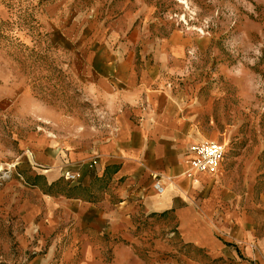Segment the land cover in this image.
<instances>
[{
    "label": "crops",
    "instance_id": "crops-1",
    "mask_svg": "<svg viewBox=\"0 0 264 264\" xmlns=\"http://www.w3.org/2000/svg\"><path fill=\"white\" fill-rule=\"evenodd\" d=\"M46 1L51 99L0 80V162L15 161L29 187H5L26 198L21 239L44 247L42 264H264L256 159L228 169L222 160L210 173L191 166L190 148L217 137L199 130L186 114L194 101L175 87L180 36L150 56L131 22L90 33L80 16L62 24V0ZM65 173L78 176L69 196L59 191Z\"/></svg>",
    "mask_w": 264,
    "mask_h": 264
},
{
    "label": "rangeland",
    "instance_id": "rangeland-1",
    "mask_svg": "<svg viewBox=\"0 0 264 264\" xmlns=\"http://www.w3.org/2000/svg\"><path fill=\"white\" fill-rule=\"evenodd\" d=\"M49 4L0 0V80L8 78L43 101L51 99L50 75L57 72L47 60L51 30L41 23ZM59 13L63 25L79 16L86 19L90 33L131 22V31L152 49L150 56L163 53L160 44L172 35L180 36L186 54L173 78L186 101L195 103L186 114H193L203 134L217 137L211 141L224 140L226 169L228 160L253 157L258 173H264V0H62ZM9 160L0 162V264H42L44 247L21 239L26 198L15 186L11 193L5 190L10 181L29 188ZM64 176L59 191L69 196ZM59 262L57 256L52 264Z\"/></svg>",
    "mask_w": 264,
    "mask_h": 264
},
{
    "label": "built area",
    "instance_id": "built-area-1",
    "mask_svg": "<svg viewBox=\"0 0 264 264\" xmlns=\"http://www.w3.org/2000/svg\"><path fill=\"white\" fill-rule=\"evenodd\" d=\"M190 152L193 154L191 166L199 173L212 172L223 160L225 154L224 147L221 144L208 140L192 146ZM64 178L68 183H75L78 180V176L71 173H65ZM153 191L159 195L163 191L157 179L153 184Z\"/></svg>",
    "mask_w": 264,
    "mask_h": 264
}]
</instances>
